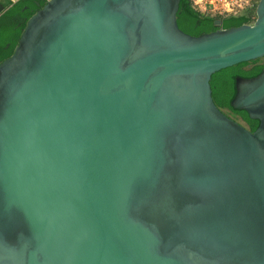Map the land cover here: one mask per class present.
I'll return each instance as SVG.
<instances>
[{"label":"water","instance_id":"water-1","mask_svg":"<svg viewBox=\"0 0 264 264\" xmlns=\"http://www.w3.org/2000/svg\"><path fill=\"white\" fill-rule=\"evenodd\" d=\"M44 1L0 63V264H264V70L253 133L210 88L264 58V0L198 37L180 0Z\"/></svg>","mask_w":264,"mask_h":264},{"label":"trees","instance_id":"trees-1","mask_svg":"<svg viewBox=\"0 0 264 264\" xmlns=\"http://www.w3.org/2000/svg\"><path fill=\"white\" fill-rule=\"evenodd\" d=\"M10 8L0 16V63L9 58L17 45L27 20L41 9L44 0H18L15 3L6 1ZM222 22L220 28L229 29L246 24L249 21L245 17H230L218 19ZM215 19L201 16L195 13L189 0H180L176 23L178 28L192 37H198L217 30L213 26ZM264 70V58L242 63L221 70L211 76V96L215 106L226 110L232 116L246 123L248 130L253 133L258 127V121L250 120L243 111H235L230 107V101L235 95V79L237 77L251 79L257 77Z\"/></svg>","mask_w":264,"mask_h":264},{"label":"built area","instance_id":"built-area-1","mask_svg":"<svg viewBox=\"0 0 264 264\" xmlns=\"http://www.w3.org/2000/svg\"><path fill=\"white\" fill-rule=\"evenodd\" d=\"M12 3L18 0H9ZM259 0H189L191 9L204 17L221 19L245 17L251 25L256 18L255 10Z\"/></svg>","mask_w":264,"mask_h":264},{"label":"rangeland","instance_id":"rangeland-1","mask_svg":"<svg viewBox=\"0 0 264 264\" xmlns=\"http://www.w3.org/2000/svg\"><path fill=\"white\" fill-rule=\"evenodd\" d=\"M11 3H12V2H11ZM224 113H225L228 117H230L231 119H233L234 121H236L237 123H239L240 125H242V126L245 127L244 123H242L237 117L232 116V115H231L230 113H228L226 110H224Z\"/></svg>","mask_w":264,"mask_h":264},{"label":"flooded vegetation","instance_id":"flooded-vegetation-1","mask_svg":"<svg viewBox=\"0 0 264 264\" xmlns=\"http://www.w3.org/2000/svg\"><path fill=\"white\" fill-rule=\"evenodd\" d=\"M6 1H7V0H4V1L2 0V2H3V4H4V9L8 10V9L10 8V6L6 4V3H7ZM12 4H13V3H12ZM4 13H5V12H4ZM2 14H3V13L0 12V16H1ZM240 121H241V120H240ZM241 122L244 123L245 128L248 129L246 123L243 122V121H241ZM243 127H244V126H243Z\"/></svg>","mask_w":264,"mask_h":264},{"label":"clouds","instance_id":"clouds-1","mask_svg":"<svg viewBox=\"0 0 264 264\" xmlns=\"http://www.w3.org/2000/svg\"><path fill=\"white\" fill-rule=\"evenodd\" d=\"M7 1H9V0H7ZM10 2V1H9Z\"/></svg>","mask_w":264,"mask_h":264}]
</instances>
